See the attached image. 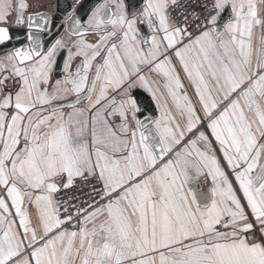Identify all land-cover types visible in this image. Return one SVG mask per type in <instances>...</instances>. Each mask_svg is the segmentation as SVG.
I'll use <instances>...</instances> for the list:
<instances>
[{
    "label": "snow or ice",
    "instance_id": "snow-or-ice-1",
    "mask_svg": "<svg viewBox=\"0 0 264 264\" xmlns=\"http://www.w3.org/2000/svg\"><path fill=\"white\" fill-rule=\"evenodd\" d=\"M80 3L0 0V264H264V0Z\"/></svg>",
    "mask_w": 264,
    "mask_h": 264
},
{
    "label": "water",
    "instance_id": "water-1",
    "mask_svg": "<svg viewBox=\"0 0 264 264\" xmlns=\"http://www.w3.org/2000/svg\"><path fill=\"white\" fill-rule=\"evenodd\" d=\"M134 2L139 3V0H134ZM42 3L45 5V7L41 10L49 11L54 16V18H56L57 26H59V17L65 14L66 10H68L69 4L72 3V0H42ZM96 3L97 0H81L80 6L78 8V14L81 16L90 14V10L95 6ZM140 98L149 110L154 109V106L146 101L147 98L144 95H140Z\"/></svg>",
    "mask_w": 264,
    "mask_h": 264
},
{
    "label": "crops",
    "instance_id": "crops-1",
    "mask_svg": "<svg viewBox=\"0 0 264 264\" xmlns=\"http://www.w3.org/2000/svg\"><path fill=\"white\" fill-rule=\"evenodd\" d=\"M189 92L191 93V89H189ZM140 95H144L147 98L146 101L149 102L151 105H153L154 108H155V102L153 101V99L151 98L149 93H147L146 91L141 90ZM202 187L203 188H207L208 185H203Z\"/></svg>",
    "mask_w": 264,
    "mask_h": 264
}]
</instances>
